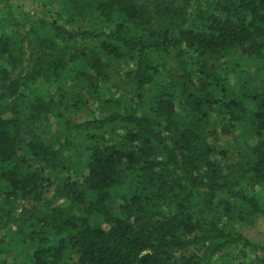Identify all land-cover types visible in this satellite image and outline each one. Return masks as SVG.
<instances>
[{"label": "trees", "instance_id": "1", "mask_svg": "<svg viewBox=\"0 0 264 264\" xmlns=\"http://www.w3.org/2000/svg\"><path fill=\"white\" fill-rule=\"evenodd\" d=\"M259 220L264 0H0V264H264Z\"/></svg>", "mask_w": 264, "mask_h": 264}, {"label": "rangeland", "instance_id": "2", "mask_svg": "<svg viewBox=\"0 0 264 264\" xmlns=\"http://www.w3.org/2000/svg\"><path fill=\"white\" fill-rule=\"evenodd\" d=\"M32 0H28V3L31 4ZM29 8V5L26 6V9ZM247 235H249L254 240H264V220H259L255 225L247 229Z\"/></svg>", "mask_w": 264, "mask_h": 264}]
</instances>
